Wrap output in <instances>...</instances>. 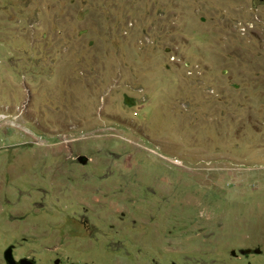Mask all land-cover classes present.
<instances>
[{"label": "rangeland", "instance_id": "1", "mask_svg": "<svg viewBox=\"0 0 264 264\" xmlns=\"http://www.w3.org/2000/svg\"><path fill=\"white\" fill-rule=\"evenodd\" d=\"M9 244L264 264V0H0Z\"/></svg>", "mask_w": 264, "mask_h": 264}, {"label": "water", "instance_id": "2", "mask_svg": "<svg viewBox=\"0 0 264 264\" xmlns=\"http://www.w3.org/2000/svg\"><path fill=\"white\" fill-rule=\"evenodd\" d=\"M80 162L84 163L85 159H80ZM248 250L249 249H241L240 251L242 253H244V252H248ZM254 251H257V250H254ZM3 258L5 259L6 263H8V264H38V263H35L34 261H32L31 259H26V258H21V259L15 260V261L10 260L11 255H10V247L9 246L4 249Z\"/></svg>", "mask_w": 264, "mask_h": 264}, {"label": "flooded vegetation", "instance_id": "3", "mask_svg": "<svg viewBox=\"0 0 264 264\" xmlns=\"http://www.w3.org/2000/svg\"><path fill=\"white\" fill-rule=\"evenodd\" d=\"M8 246L10 247V255H11V259H10V260L15 261V260H18V259H21V258H26V259H31V260L34 261L35 263L43 264V263H41V262L35 260V259L32 258L31 256H27V255H15L13 245H11V244H9V245L3 247V249L1 250V252H2V255H1V258H2V260H1V264H8V263H6L5 259L3 258V251H4V249L7 248ZM50 264H61V263L58 262V259L56 260V258H53V259L51 260V263H50Z\"/></svg>", "mask_w": 264, "mask_h": 264}]
</instances>
